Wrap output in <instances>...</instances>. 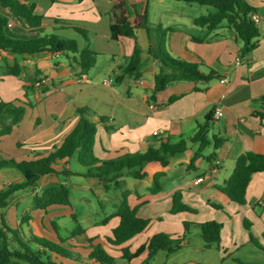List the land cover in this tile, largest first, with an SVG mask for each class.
Returning a JSON list of instances; mask_svg holds the SVG:
<instances>
[{
  "label": "crops",
  "instance_id": "obj_1",
  "mask_svg": "<svg viewBox=\"0 0 264 264\" xmlns=\"http://www.w3.org/2000/svg\"><path fill=\"white\" fill-rule=\"evenodd\" d=\"M30 1L36 3V12L46 17L43 26L48 34L75 39L82 48L84 39L72 28L61 25L85 27L98 53L97 62L87 74H81L79 66L71 59L73 55L0 52V101L15 102L26 108L14 133L0 142V158L20 162L48 155L62 144L77 124L79 117L76 111L81 107H87L94 113L91 117L97 124L94 154L100 160H112L129 153H145L150 146H157L161 139L172 143L190 139L196 134L198 124L212 114L209 137H226L227 140L216 151L213 145L205 149L206 156L215 153L211 160L199 158L195 167L189 168L188 164L199 146L198 143H190L187 150L171 157L167 166L147 164L144 167L148 173L146 178L123 177L124 189L130 191L128 203L137 208L138 216L151 220L145 231L125 245L135 251L158 233L180 237L184 232L183 221L204 223L214 220L222 224L219 248L215 244L205 248L200 231L194 226L181 239L178 250L172 254L160 251L148 264H236V259L247 264H264V252L250 241L251 233L264 247V172L252 176L244 205L231 201L219 189L232 175L240 155L249 151L264 154V0H246L259 16L257 24L261 36L257 46L245 55H241L242 44L225 23L213 31L194 24V19L206 14L207 9L197 14L192 13L195 10L192 4L177 0H149V25L173 29L167 38L166 50L186 62L200 64L203 71L211 68L219 74L217 79L209 82L172 84L153 100L154 75L159 71V65L148 54L150 40L146 29L136 30L143 59L141 77L134 80L127 76L118 84L113 80V71L132 55L135 40L125 36L112 40L111 21L115 16H126L133 21L135 15L142 12L143 1ZM10 22L15 37L31 35L17 20L11 19ZM193 37L204 41H195ZM15 63L23 67V73L18 77L5 73L6 67ZM43 80L46 82L43 83ZM31 85L34 90L26 92V87ZM41 87L49 90L40 93ZM176 96V100L169 102ZM216 108L223 113L219 118L214 116ZM98 117L107 121L102 124ZM106 126L114 128L107 130ZM155 132L158 134L155 135ZM73 160L79 164L77 157L59 160L54 165L55 174L42 177L34 189H29L28 202L27 196L18 193L7 209L16 211L23 205L20 200L24 198V214L29 211L34 194H40L50 186L63 185L61 179L69 178L74 181V187L81 193L80 199L87 207H90V202L83 196L86 191L103 197V202L112 208L120 202V190L106 191L97 178L79 175L84 169L80 164V168L75 169ZM158 172L164 173L160 178L162 189L152 194L149 189ZM199 178L203 181L198 183L196 180ZM20 180L21 176L14 169L0 170V189ZM178 191L183 195V203L194 212L170 213L172 197ZM70 200V206L52 205L45 210L30 211L31 220L25 230L57 243L63 239L65 242L61 245L82 261L92 262L88 258L91 249L88 248L87 234L98 226L100 219L95 220L90 215L78 218L71 197ZM213 204L220 205L222 209L214 208ZM72 215L76 216V220ZM14 217L12 227L20 222L17 212ZM68 217L83 229L82 233L61 236L60 230ZM246 220L251 223L250 230L245 227ZM110 223L114 229L119 219L114 217ZM145 255L146 252L132 260L131 264H145ZM54 259L60 264H72V261L61 257Z\"/></svg>",
  "mask_w": 264,
  "mask_h": 264
},
{
  "label": "trees",
  "instance_id": "obj_2",
  "mask_svg": "<svg viewBox=\"0 0 264 264\" xmlns=\"http://www.w3.org/2000/svg\"><path fill=\"white\" fill-rule=\"evenodd\" d=\"M144 7L140 14H136L133 21L126 16L113 17L110 24V36L112 40H118L121 36L130 37L135 40V47L131 56L124 59V63L113 71V80L116 84L121 83L129 76L134 80L141 77L143 64L142 50L137 42L136 30L144 28L147 31L150 46L148 54L151 55L159 65V71L154 75V87L151 99L164 91L168 86L179 82H209L217 79L219 74L211 68L207 71L201 69L200 64L189 63L180 58L172 56L165 48L167 38L173 29L164 28L162 25L152 27L148 23V1L141 0ZM186 4H198L211 7L212 10L194 19V24L206 27L213 31L225 23L226 27L232 30L238 41L242 44L241 55L252 51L258 44L261 31L258 24L252 19L256 12L246 0H177ZM118 8V6H117ZM46 17L36 12V3L30 0H0V52H7L15 55H34L42 52L64 53L72 56V60L80 68L81 74H87L96 64L98 53L89 40L88 30L81 25L62 23L63 28H72L85 42L80 48L75 39H68L54 33H46L43 21ZM11 19L20 22L31 34L26 37H15L12 32ZM55 22H61L54 19ZM11 23V25H9ZM195 41H204L193 37ZM6 74L20 76L23 67L15 63L6 67ZM39 74V73H38ZM41 80L38 82L40 83ZM33 91V86L26 87ZM49 89L41 87L40 93H46ZM178 97H173V102ZM26 112L24 105L15 102L0 101V142L11 136L16 127L22 121ZM79 117L77 124L65 137L61 145L55 147L46 156L35 157L30 160L16 161L14 159L0 158V170L5 168L14 169L21 180L5 185L0 189V264H60L54 257L68 259L77 264H86L79 260L78 256L70 249L60 243L40 237L32 232H26L25 226L29 224L32 210H45L52 205H71L70 189L64 185L50 186L40 194L32 196V204L29 211L22 215V219L15 227L7 224L4 218V211L12 204L16 195L20 192L34 189L40 179L48 174H55L54 165L63 159L77 157L79 164L84 169L80 173L84 177L97 178L106 191L120 190V202L113 207L112 214L105 218H118L119 224L112 230L111 237L105 239L106 243L120 253L116 257L108 253L103 242L98 238L89 239L92 250L88 258L92 264H131L132 260L147 252L145 264L160 251L172 254L181 246V239L185 238L192 227H197L204 240V247L210 248L216 245L219 248L221 240L222 224L218 221H207L194 223L183 221L184 232L180 237L166 233H158L149 238L146 244L141 245L135 251H131L125 244L138 234L145 231L151 220L142 218L137 214V208L128 203L130 191L124 189L123 177L130 176L136 180H142L148 176L144 171L147 164L153 163L160 166H167L169 159L178 153L188 149L190 143H198V149L188 164L189 168L195 167L199 158L211 160L215 153L210 156L204 155V151L210 145L218 150L227 140L226 137H209V130L212 123V114H208L202 123L198 124L196 134L190 139H181L178 143L169 140H159L157 146H150L145 153H129L112 160H100L94 154L96 141L97 124L91 119L94 113L87 107L78 108L76 111ZM262 116V115H261ZM100 123L107 121L104 117H98ZM107 130L113 126H106ZM264 172V154L246 152L240 155L236 161L235 168L230 178L219 189L228 198L239 204H246V190L254 174ZM163 172H158L153 178L150 192L155 194L162 189L160 178ZM181 192L174 193L172 197L171 214L181 212H194L183 201ZM216 209H222L220 205H212ZM76 220V216L72 215ZM56 226V225H54ZM251 223L245 221V227L250 230ZM83 232L78 226L72 232L77 235ZM99 240V241H98ZM250 241L262 252V247L257 239L250 233ZM96 242V244H92ZM236 264H247L238 259Z\"/></svg>",
  "mask_w": 264,
  "mask_h": 264
},
{
  "label": "rangeland",
  "instance_id": "obj_3",
  "mask_svg": "<svg viewBox=\"0 0 264 264\" xmlns=\"http://www.w3.org/2000/svg\"><path fill=\"white\" fill-rule=\"evenodd\" d=\"M152 1L154 2L155 0H152ZM181 3H184V2H181ZM192 5L194 7L193 9H195V10H192V13H194V12L195 13L198 12L197 14L204 13L205 10H202V9H207L208 11L212 10V8L208 7V6H200L198 4H192ZM207 10L205 12H208ZM72 165L75 169L80 168L79 164L76 161L74 162V160L72 161ZM61 180H62L63 185L68 187L71 191L70 197L74 203V212L76 213L77 217L78 218H84L86 215H90V216H93V218H95V220L100 219L98 226H96V228H94L93 230L88 232V234H87L88 239L98 238L100 241L103 242L104 248L108 253H110L109 250H111V252L114 255L116 254L115 256L120 255V254H118L119 252H115L114 251L115 249L113 247H111L109 244H107L105 241V239L107 237H111V235H112L111 230L113 229V227H112V224L110 223V221L113 218H109L107 221L103 222L104 219L109 217L114 210L111 207V205H108L105 202H103V197L96 196L93 193H91L90 191H86V193L83 194V196H85L89 199L90 207H87L85 204H83L82 200L80 199V196H82V195H80L81 193L75 189L74 181H72V179H70V178L66 179V180L65 179H61ZM20 193L24 194V196L26 197L29 193V190H26V191H23ZM111 193H113V192H111ZM28 199H29V196L26 197L27 202H28ZM26 201L24 198H22L20 200V204L23 203V205L20 206L19 209H16V211L13 208H9V209L4 211V218H5V220L9 226H11V227L14 226L15 212L18 213L19 220L22 219V214L24 212ZM76 228H77L76 222L71 217H68L63 222V227L60 230V234L62 237H65L66 235L69 236L70 234H72V232ZM94 234H97V235L94 236ZM92 244H96V242H92ZM81 248L83 249V246ZM88 248H90L92 250L91 245H88ZM146 254H147V252H146ZM139 257H137V258H139ZM146 258H147V255H145V260H146ZM79 260H81V258H79ZM72 264H77V262H72ZM86 264H92V262L86 261Z\"/></svg>",
  "mask_w": 264,
  "mask_h": 264
},
{
  "label": "built area",
  "instance_id": "obj_4",
  "mask_svg": "<svg viewBox=\"0 0 264 264\" xmlns=\"http://www.w3.org/2000/svg\"><path fill=\"white\" fill-rule=\"evenodd\" d=\"M252 19H253L256 23L259 22V16H258L256 13H253V14H252ZM9 25H11V23H10ZM42 82L44 83V82H46V81L43 80ZM221 82L224 83L225 80H221ZM222 114H223V113H222V111H221L220 108H216V109L214 110V116H215L216 118L221 117ZM154 134L157 135L158 133L155 132ZM201 181H203V178H199V179L196 180V182H198V183L201 182Z\"/></svg>",
  "mask_w": 264,
  "mask_h": 264
}]
</instances>
